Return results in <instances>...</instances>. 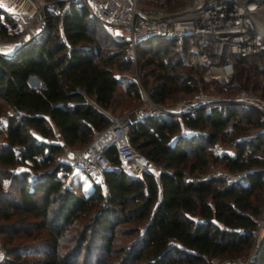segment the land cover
Wrapping results in <instances>:
<instances>
[{
  "label": "trees",
  "instance_id": "obj_1",
  "mask_svg": "<svg viewBox=\"0 0 264 264\" xmlns=\"http://www.w3.org/2000/svg\"><path fill=\"white\" fill-rule=\"evenodd\" d=\"M13 27L0 17V36L13 38L18 32H11ZM103 28L80 5L68 7L61 21L47 11L37 40L16 42L12 55L0 54V113L5 106L0 264H205L241 256L253 242L251 231L264 197V158L259 156L264 151V115L252 108L222 105L180 118L135 117L129 140L138 155L161 168L158 176L120 170L111 145L104 151L111 161L103 172L106 197L100 186L82 196L66 184L71 163L62 157L61 144L83 149L110 123L107 113L122 83L114 68L128 69L129 58L122 51L102 52L94 34ZM120 42L128 46L125 40L115 45ZM136 46L142 49L141 84L154 103L162 106L197 91L204 67L184 61L186 44L153 36L139 39ZM263 54L232 56L233 75L224 85L233 86L236 80L243 86L248 78L244 65ZM196 68L201 78L190 71ZM253 68L264 73V64ZM30 75L44 87L30 86ZM124 91L142 104L135 82H126ZM230 120L235 154L208 152V145L227 134ZM254 122L257 134L235 138ZM217 161L240 177L209 174ZM249 264H264V228Z\"/></svg>",
  "mask_w": 264,
  "mask_h": 264
},
{
  "label": "built area",
  "instance_id": "obj_2",
  "mask_svg": "<svg viewBox=\"0 0 264 264\" xmlns=\"http://www.w3.org/2000/svg\"><path fill=\"white\" fill-rule=\"evenodd\" d=\"M142 0H34L30 10L14 6V0H0V17L14 25L17 34L11 39L17 43L37 40L46 23L47 8L61 21L71 5L83 6L90 18L97 20L108 30L121 29L116 34L128 42L126 55L135 63L136 42L147 37L172 38L179 45L186 44L188 62L204 67L203 78L227 83L233 75L232 56L246 57L264 50V34L258 22L264 23L257 13L264 4L259 0H189L172 10L153 7L145 9ZM62 32V30H61ZM143 103L130 112L113 116L107 113L110 123L83 149H72L62 143L66 156L73 158L69 176L75 170L83 172L92 185L100 186L104 197L108 194L103 172L111 166L104 154L107 147L115 145L118 155L117 168L137 176L147 171L158 176L161 168L152 161L141 163L138 153L128 136L129 113L136 118L174 116L180 118L197 110L210 112L215 99L201 89L176 107H164L154 103L142 93ZM226 105H239L264 115V99L251 91L241 90ZM234 210L243 212L236 206ZM200 220H204L200 218ZM264 224V215L258 219V235ZM224 229L237 231L236 227L222 225ZM187 250L185 246H181ZM247 257L225 258L217 264H249Z\"/></svg>",
  "mask_w": 264,
  "mask_h": 264
},
{
  "label": "rangeland",
  "instance_id": "obj_3",
  "mask_svg": "<svg viewBox=\"0 0 264 264\" xmlns=\"http://www.w3.org/2000/svg\"><path fill=\"white\" fill-rule=\"evenodd\" d=\"M48 1H50V0H48ZM186 1H189V0H142L141 5L145 9H150L153 7L154 8L159 7L158 5L173 7V6H178V5H180ZM15 5H16V7L20 8L21 10H30L31 11L34 8L35 3H34V0H14V6ZM47 11L53 12V9L51 7H48ZM257 13H259L261 18L264 20V6L259 11L257 10ZM103 29H102V31L97 30L94 34L95 38L100 42V44L102 46V52L104 54H108L110 52H115L116 50H120L123 52V56L128 57L126 55L127 47L125 45H123L122 42L117 43L118 45H115L116 40H122V41L124 40V39H121L118 36H116V34H119L121 32V29H115V30H111V31L108 30L107 28L106 29L103 28ZM16 31H17V29L14 27L11 29V32H16ZM11 39L12 38H10V37L0 36V54L9 56V55H12L16 51L19 44H17L15 41H12ZM135 48H136V50H135L136 51L135 63L133 62L132 58L128 57L129 58V61L127 63L128 69H116V68H114L115 75L117 77H119L120 80H122V83L117 87L116 97L113 101L111 111L108 112V113L112 114L113 116H119L121 114L130 112L131 110H133L134 108L139 106L138 101H136L134 99L132 100L126 95V93L124 91V86H125L126 82H129V81L135 82L136 85L138 86V88L141 90V94L144 92L145 95L150 99L147 91L143 88V86L141 84V73H143V68L141 67V64L143 61L142 55H141L142 49L139 48L138 46H136ZM183 58H184V61L189 64L188 52H186V55H184ZM248 62H250L251 64L248 63V64L244 65L246 68V75L248 76V78L246 80L242 81L243 86L236 85L237 84L236 80H234L232 82V84H234L233 86H228V85H224V83L223 84L219 83L218 81H215L213 79L205 80L202 77V79L197 80V83H196L197 84V91H198V89H201L208 96L215 99L213 101L216 104L215 106L226 105L225 104L226 100L233 98L241 90L251 91V92L255 93L256 95H258L264 99V97L261 95V93L264 91L263 90L264 89V73H259V71L257 72V70H255L253 68L254 66H257L258 69H260L262 67V65L264 64V54L260 57L250 59V60H248ZM186 66H187V64H186ZM235 69L237 71L238 67H236ZM190 71H192V72L197 71L199 73L198 77L201 78L199 68L191 69ZM253 84H257L258 88H252L251 86ZM141 98H142V96H141ZM187 98H189V97H186V98L185 97H179L175 101L167 100L166 103H164L162 106L174 108L183 99H187ZM141 103H143V100H141ZM1 110H2V112L0 113V128L3 126L4 120H5V114H4L5 106L1 105ZM134 118H135L134 114L129 113V120H132ZM231 122H232V120H230L226 126V129L228 130L229 133L227 132V134H224V135L220 134V138H218L213 144L207 146L208 152L218 154V155H220L223 152H225L229 155L235 154L234 145L232 144V142L229 139V138H232V136L234 135V131L231 132V125H230ZM183 126L184 125H182L181 130L185 129ZM243 126H245V125H243ZM204 131H206V130H204ZM257 133H258V122H254L252 125L246 126L245 130L241 131L239 134H236L235 138L236 139L247 138V137H249L253 134H257ZM2 137H3V134H2V132H0V141L2 140ZM255 154L258 155V151ZM259 156L264 158V151H261L259 153ZM62 157L64 159H66L68 162H70L71 164L73 163V158L66 156L65 153H63ZM211 168L212 169H211L209 174L224 175L227 180H231V179H235L237 177H240L239 173L227 171L226 169H224L221 161H217L216 163H212ZM81 173H83V172H81ZM82 181H83V183H86L88 185L90 184L92 186V183L90 182V180L88 179V177L84 173H83V175H80V176L75 175L73 179H70L68 176L65 179L66 184L71 185V187L73 189H71V188L70 189L73 190L75 193H77L76 192L77 191L76 184L78 182H82ZM78 192L80 195L86 196L85 194H83L82 191L78 190ZM263 192H264V187H263ZM93 210H91V213L93 212ZM263 215H264V197H263L261 213L255 219L256 227L253 230H256L258 228V226H257L258 219L261 218ZM85 219H86V217L83 219H78L76 221V223L81 224L85 221ZM221 227L223 228V226H221ZM263 228H264V224H263V226L259 232V235H258V230H257V235H254L253 242L251 243L250 247L246 250V252L244 254H242L241 256H236V257H247L248 255H250V257H251L254 244L259 239V236L262 234ZM0 248L2 250V256H3V248L1 246H0ZM236 257H234V258H236ZM219 260L220 259H211V260H208L205 264H217V262Z\"/></svg>",
  "mask_w": 264,
  "mask_h": 264
},
{
  "label": "crops",
  "instance_id": "obj_4",
  "mask_svg": "<svg viewBox=\"0 0 264 264\" xmlns=\"http://www.w3.org/2000/svg\"><path fill=\"white\" fill-rule=\"evenodd\" d=\"M31 83L33 84V85H35V86H32V87H34L35 89H41V88H43V87H41L40 86V84L35 80V79H32L31 80ZM29 84V83H28ZM30 85V84H29ZM4 123H5V120H4ZM184 128H185V126H183ZM71 166H72V164H71ZM71 171V168H70V170H69V172ZM68 172V173H69ZM68 173H67V176L70 178V179H73L74 178V176L75 175H77V176H80V175H83V173H81V171H78V170H75V171H73L72 172V175L71 176H69L68 175ZM68 187H70L71 189H73L72 187H71V185H68ZM76 188H77V193L79 194V192H78V190L79 191H82L83 192V194H85V195H87V194H89L91 191H92V189H93V185L91 186L90 184L88 185V184H86V183H83V181L82 182H78L77 184H76ZM1 257H2V250H1V248H0V259H1ZM214 261V260H213ZM218 263V262H217Z\"/></svg>",
  "mask_w": 264,
  "mask_h": 264
},
{
  "label": "water",
  "instance_id": "obj_5",
  "mask_svg": "<svg viewBox=\"0 0 264 264\" xmlns=\"http://www.w3.org/2000/svg\"><path fill=\"white\" fill-rule=\"evenodd\" d=\"M259 1H260L261 3L264 4V0H259ZM32 78L35 79L36 81H38L41 87H44V83H43V81L40 80V79H39L38 77H36L35 75H30V76H28V78H27V83H29L30 86H35V85H33V84L30 82V80H31ZM138 160H139L141 163H145V162H146V159L144 158L143 155H139V156H138Z\"/></svg>",
  "mask_w": 264,
  "mask_h": 264
},
{
  "label": "bare ground",
  "instance_id": "obj_6",
  "mask_svg": "<svg viewBox=\"0 0 264 264\" xmlns=\"http://www.w3.org/2000/svg\"><path fill=\"white\" fill-rule=\"evenodd\" d=\"M258 29L264 34V23H259L258 22ZM33 79V78H32ZM31 79V80H32ZM31 80H30V82H31ZM38 82V81H37ZM39 83V82H38Z\"/></svg>",
  "mask_w": 264,
  "mask_h": 264
}]
</instances>
